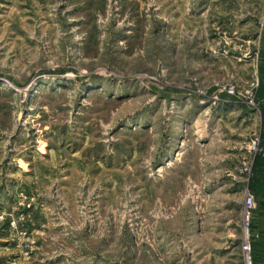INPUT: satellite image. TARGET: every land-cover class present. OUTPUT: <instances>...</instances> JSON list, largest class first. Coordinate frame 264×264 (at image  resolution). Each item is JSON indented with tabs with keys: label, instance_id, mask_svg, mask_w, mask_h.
<instances>
[{
	"label": "rangeland",
	"instance_id": "374dc122",
	"mask_svg": "<svg viewBox=\"0 0 264 264\" xmlns=\"http://www.w3.org/2000/svg\"><path fill=\"white\" fill-rule=\"evenodd\" d=\"M264 264V0H0V264Z\"/></svg>",
	"mask_w": 264,
	"mask_h": 264
},
{
	"label": "built area",
	"instance_id": "2783aa9c",
	"mask_svg": "<svg viewBox=\"0 0 264 264\" xmlns=\"http://www.w3.org/2000/svg\"><path fill=\"white\" fill-rule=\"evenodd\" d=\"M253 206H254V198L252 195H248L246 197L245 207L243 211V228L245 231V236L242 243V252L244 254V261L246 264H253V247L252 240L250 234V228L252 223V215H253Z\"/></svg>",
	"mask_w": 264,
	"mask_h": 264
}]
</instances>
